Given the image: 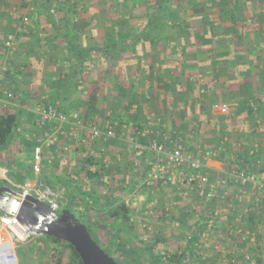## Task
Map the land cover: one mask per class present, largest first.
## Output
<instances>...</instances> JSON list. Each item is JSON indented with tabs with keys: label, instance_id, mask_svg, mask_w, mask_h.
Listing matches in <instances>:
<instances>
[{
	"label": "rangeland",
	"instance_id": "1",
	"mask_svg": "<svg viewBox=\"0 0 264 264\" xmlns=\"http://www.w3.org/2000/svg\"><path fill=\"white\" fill-rule=\"evenodd\" d=\"M14 1L5 0V2H2V5L6 6L4 11H7V17L9 18H11L12 13L9 8H11ZM60 1L53 0V6L61 7V9L54 12L56 14L54 17H57L56 19L63 18L65 24L71 25L73 31L76 32L73 35L81 37L84 43V39L88 40L86 36L90 37V40H88L90 43L97 39L93 31L97 24L94 15L98 14L104 20L114 19L120 15L117 11L123 2L124 5L128 6H131L132 3L137 4L133 9V17L138 18L136 21L145 17L144 7L141 6L142 2L139 0H117L116 4L112 3L111 0H85L88 12L78 11L77 21L70 22V7L67 4L59 5L58 2L61 4ZM171 2L174 4L176 0H171ZM17 3L16 10L27 13V8L22 1L17 0ZM80 4L82 5V2L79 3V7ZM53 8L55 10V7H51L50 13L54 15L51 12ZM80 9H83V7H80ZM31 16L38 27V33L40 34L38 38L42 36L47 39L46 44L50 46V51L44 54L38 50L32 52L33 58L30 62L28 61V68L25 64L23 69L25 74H31L30 76H32L27 85L28 91L22 93L11 89L14 93V101L6 107L33 110L42 102L53 97H59L66 106H71L81 114H85V102L92 85L109 84L110 88L107 91L110 95L106 96V90H102L97 108L93 110L94 112H89V115L96 112L103 114L110 111L116 117L121 116L126 121L125 124L127 123V128L122 126V128L116 129L117 135L115 138L106 139L104 142L87 145L83 148L75 149L72 147L65 154L44 155L43 161L46 162L43 165L42 173L45 170L46 174L53 173L59 177H64L69 184L68 187H65L62 183H56L52 187L56 190L60 203V207L56 212H61L62 208L67 206L70 212L81 220V223L87 226L93 234L97 233V236L94 235V237L99 246L103 250L109 247L110 251L106 249L108 251H105L106 254L119 264H146L140 252V247L144 244L152 245L153 251L161 255L180 251L198 224H205V226L199 244L191 252L194 255L193 259H197L196 264H256V258H259V264H264V192H258L249 185L242 187L238 183L226 181L223 186L217 189L216 198L210 200L201 197L192 188L191 184L182 181L186 170L174 171L172 174L157 170L155 165L163 162L162 157L156 156L151 150L144 152V144L141 141L142 138L158 139L163 135L162 138L166 137L172 139L174 144H180L185 155L190 156L203 150L217 151V146L221 144V141H225L222 143L221 153L218 152L214 158L219 159L220 157V160L227 163V170L230 157H236L239 163V159H242L241 154L245 153L243 149L245 146L250 150L255 149V153L259 152L258 163H255L254 170L252 168L251 170L256 177L260 173H264V138L259 136H264V130L261 126L253 124L252 114L249 113V117L236 114L238 106L235 102H229L236 98L231 97L232 93L235 92L234 80L229 79L232 75L231 65L226 64L225 61L220 62L218 63L220 66L218 69H228L229 73L219 76L215 74L214 70L213 73L206 75L200 70L197 71L194 58L188 56L187 71H190V74L192 73V75L189 74L191 80L195 79L192 87L193 95L191 96L192 99L189 100V104H194L195 110H184L185 112L181 114L178 109H173L172 101L174 99L170 97L174 94L172 90H168L167 80L159 74L161 69L167 66L172 67V73H174L175 64L174 59L170 58L169 47L161 44L157 48L160 52H164V54L160 53L161 55H159L160 61H156L157 56L151 43L138 45L136 52L125 54L115 60L108 57L104 58L101 55H93V60L86 63L83 70L70 80L67 87L57 92L58 96L55 94L50 95L53 81L63 77L65 67L70 61L67 59L69 51L66 49L65 40L61 35L58 36L53 29L47 32V28L51 25L47 19V7L43 0L34 4V9L30 13ZM190 17H184L188 32L189 29L191 31L192 29L201 30V26L195 20L196 18L191 19L192 17ZM59 25L61 28V24ZM228 26L231 27L230 24ZM6 28H2V31H6ZM61 29L62 32L69 30L67 27ZM47 34H49L48 37H46ZM193 38L197 48L208 47V43L199 42L196 36ZM97 40L100 41L101 38L98 37ZM241 46L243 45L238 43L234 50L240 51L239 47ZM38 47L41 48L42 43L39 44L38 42L34 45L35 49H38ZM244 56L248 58L251 55L246 54ZM231 57L228 56L229 59H234ZM164 60L167 62H164ZM122 68L127 70L126 79L121 76ZM106 70L114 75L113 79L118 82L123 90L116 91L111 87L112 83L108 82V78L104 75L107 72ZM254 71L257 73L256 70ZM140 72L147 75L146 80L143 79L146 82L145 87L149 81L153 83V91L148 94L141 87L140 91L144 95L140 99V106H137L132 101L134 91L138 90L134 75ZM258 74L261 75V72L259 71ZM213 76H219L217 85L226 88L227 94L225 97L218 99L221 102L214 103L213 101V106L208 111L206 109L198 111L200 105L202 107L203 104L209 103L211 95L206 96L205 82L208 77V83L211 81L214 85L213 79L215 77ZM129 82L136 86L130 89ZM262 86L264 89V83ZM110 96L111 99H114V103L117 102L116 108H112L105 103ZM250 105L256 106V109L260 108L254 100ZM217 106L223 107L224 112L220 111ZM0 108L3 107L0 106ZM228 114L229 116L224 118ZM135 115H137V119H133ZM98 116L102 117L103 115L99 114ZM159 117L162 118V121L159 120ZM212 117H216L220 123H212ZM32 119V114L22 115L18 127L16 126L12 133L16 136L13 135L12 138V135H10L8 138L9 151L2 156V159L5 160L4 163L0 164L1 168L6 171V175L8 170H14V167L18 164L17 162L27 160L25 157L28 150L24 148L21 136L26 131L25 128L28 125L30 127ZM142 124L144 125L142 126ZM236 125H238V128H236ZM241 127H243V133L248 134L247 138L242 137L240 134L237 135V132L241 133L239 130ZM173 129L177 135L174 139L169 136V131ZM252 129H255L253 130L254 135L250 134ZM254 137L257 140H254ZM5 152L6 150H4ZM90 156L93 157V163L90 165L85 164V159ZM140 156H143V160ZM83 166L87 169H90V167L97 169L99 174L88 177L84 173ZM95 170L90 171L94 172ZM224 173H218L216 177ZM169 176L175 177L174 182L168 179ZM34 179L35 176L32 175L30 180ZM5 183L7 182L5 181ZM130 183L131 186L129 187ZM68 189L74 190L75 193L82 191L80 195L85 199L92 193L99 200L92 201V204H89L83 200L69 198ZM120 204L125 205L128 213L129 211L133 212L129 213L130 218L126 222V229L115 236L113 234L114 230L110 227V222L113 219L108 214L109 211ZM214 209L218 210L216 215L213 214ZM248 217H252L254 222H251ZM240 228L242 231L248 232L245 234L247 239L255 236V242L247 240L239 243L235 247V262H231L229 260L231 253L227 252L234 249L237 242L235 231ZM230 230L233 233H230ZM229 237L231 238L228 239ZM245 254L249 256V260L244 259ZM15 255L17 264H70V251L68 248L35 234L26 241L16 243ZM191 263H195V261L193 260Z\"/></svg>",
	"mask_w": 264,
	"mask_h": 264
},
{
	"label": "trees",
	"instance_id": "2",
	"mask_svg": "<svg viewBox=\"0 0 264 264\" xmlns=\"http://www.w3.org/2000/svg\"><path fill=\"white\" fill-rule=\"evenodd\" d=\"M21 1L26 5L23 0ZM43 1L46 4L47 14L49 15L47 16V19L50 22L53 31L58 36L61 35L64 38L66 49L69 51V57L67 59L70 60L65 67L66 69L64 70L63 77H59L53 81V87H51V90L49 89L52 94L55 93V95L58 96L59 94L56 92L65 89L70 80L83 70L86 63L93 60V55H101L104 56V58L108 57L111 58V60H115L125 54L127 55L129 53L132 54L136 52L138 45L151 43L154 53L157 56L156 61H160L161 58H159V55L164 54V52H160L157 49L160 44L162 46L169 47L171 54L170 58L174 59L175 62L174 73H172V67L167 66L162 68L159 74L167 80L166 86L168 90H172L174 95L181 93L179 96V99L181 100H184V98L185 100L186 98L188 100L192 99L189 94L192 89L193 82L189 77L190 71H187L188 68L186 67L189 62L188 56H192V58L196 61L197 71L200 70L206 75L213 73L214 66L218 61L220 63L223 59L222 62H228L231 60L228 56H232L231 58H234L232 59V66H234V70H232L231 73L233 76L232 78H237L236 83H233V85L239 86L238 94H245L250 90L254 91L253 96L250 95L249 99H238L239 102L242 101L243 109L247 110V112H252V106L249 102L254 100L257 105V100L255 99L262 95L264 99L263 86L258 83L259 79L264 83V0H176V3L174 2V4L171 0H139L142 2L141 6L144 7L145 15V17L139 21H136L138 19H136V16L133 17V9L137 4L132 3L131 6H128L124 5L123 2L118 7L119 10L117 11L120 15L114 19L104 20L102 17H99L98 14L94 15V20L96 19L97 23L96 27L93 28L94 36L97 39L100 37L101 40L99 41L97 39H93L94 41L92 43L88 41L90 40V37L86 36L88 40L84 39V43L81 40V37L74 36V31L71 28V25L65 24L63 18L55 19L53 17L55 14L53 15L50 13V7L48 6H50L53 2L51 0ZM81 2L82 5L80 4V7H83V9H80L79 7V3ZM111 2L116 4L117 0H111ZM64 4H67L70 7V22L73 21V17H77L78 11H83L84 13L88 12L85 0H73V2H71V0H67L62 5ZM59 9H61L60 6H58V8L55 7V11ZM186 16H191V19L196 18L195 20H197L199 26H201V30L192 29L191 31L189 29L188 32L186 21L184 20V17ZM59 24H61V28L67 27L69 30H64L62 32ZM228 24H230L231 27H229ZM195 36L199 42L208 43V47L203 49L200 47L197 48L193 40V37ZM238 43L244 46L245 53L247 55L255 53L254 61H258L259 64L263 65V67L260 68L258 66L257 68H251L250 64L247 65V59L251 58H249L250 56H248V58L244 56L246 54L235 57L236 53L234 47H236ZM164 62L167 61L164 60ZM243 64L246 65L244 66ZM192 67L195 68L194 65H192ZM254 70H256L257 73ZM106 71L107 72H105L104 75L108 78V82L112 83L111 87H113L116 91L123 90L118 82L113 79L114 75L110 74L108 70ZM259 71L261 72V75L258 74ZM126 75L127 70L122 68L121 76H124L126 79ZM190 75H192V73ZM134 76L137 82V86H135L138 90L134 91L135 93L131 90V92L134 93L132 101L137 106H140V99L143 98L142 95H144V93H141L140 91L141 87L146 90V93L151 94L153 91V83L148 79V85L145 87L144 84H146V82L143 81V79L146 80L145 78H147V75L140 72ZM252 76H254V80H251V83L249 82V79L245 80V78H251ZM206 79L209 80L208 77ZM207 80L205 82L206 96L211 95L209 103L213 101L214 103H217L219 102L218 98L226 96V88H222L221 91L216 94L215 85H213L211 81L208 83L209 81ZM129 86L130 89L135 87L131 82H129ZM108 88H110L109 84L101 86L92 85L85 102V116L97 108V105L100 102L99 98H101L100 95L102 90H106V96L110 95L108 94L109 91H107ZM14 90H17V88ZM236 96H238L236 92L231 95L232 98ZM238 100L232 99L229 102H235L238 106ZM60 101L63 106H65L66 111L75 110L71 108V106H66L63 100L60 99ZM105 103L112 108L117 107V102L114 103V99H111V96ZM209 103L206 105L203 104L202 107L200 105L198 111L201 109H206L208 111L211 106H213V103H211V105H209ZM190 107H192V109L195 108L194 104H191ZM16 109L7 107L0 108V152L9 149L10 143L8 144L7 142L8 138L12 135L14 128L19 125L21 117L24 114V109ZM186 109L191 110L189 107ZM137 115H135L133 119H137ZM114 117L118 122L119 127H121L122 124H125L126 121H124L121 116ZM211 121L212 123H220V121H218L215 117H212ZM143 125L144 124H142V126ZM170 136L175 138L177 135L176 133H172ZM151 139L142 138L141 141L145 146H148ZM27 147H30V150L26 152L25 157L28 162L25 160L24 162H17L18 164L14 170L7 171L8 178L18 184H22L27 178L32 177L30 163L32 159V148L28 143ZM243 149L245 153L241 154L242 161L239 159V164L244 169L252 168V170H254L256 165L255 163L258 161L259 152L250 154V149L245 148V146ZM92 163L93 157L90 156L85 159V164L90 165ZM83 167L84 173L88 177L99 174V170L97 169L94 172H91L85 166ZM39 179L51 187H53L56 183H62L65 187L69 186L67 179L59 177L53 173L46 174L45 170H43V173L41 172ZM0 183L4 184L5 181ZM81 192L82 191L75 193L74 190L68 189L67 194L69 198L83 200L85 203L89 204H92V201L99 200L95 197V195L93 196L92 193H90L85 199L80 195ZM62 210H69V208L65 206ZM108 216L113 219V221L110 222V227L114 230L113 234L118 236L120 232L126 229V222L130 218L125 205L120 204L119 206H116L109 211ZM76 219L79 220L78 218ZM248 219L251 222H254L252 217H248ZM79 221L81 222V220ZM204 226L205 224L196 225L193 232H191V236L185 241V244L180 251L167 255H161L153 251L152 245L144 244L140 247L141 256L145 259L146 264H196L197 259H193L194 255L191 252L193 248L199 244ZM86 229L90 233L91 237L97 242L94 237V235L97 236V233L93 234L87 226ZM40 237L68 248L70 251V264H83L78 252L71 244L54 237H47L44 235ZM106 249L109 250V247H106ZM106 249H104V251H107ZM193 260L195 263H191ZM255 262L256 264H259V258H256Z\"/></svg>",
	"mask_w": 264,
	"mask_h": 264
},
{
	"label": "built area",
	"instance_id": "3",
	"mask_svg": "<svg viewBox=\"0 0 264 264\" xmlns=\"http://www.w3.org/2000/svg\"><path fill=\"white\" fill-rule=\"evenodd\" d=\"M23 1L27 4V13H17L15 15L14 28L18 33L27 32L32 27L29 13L39 0ZM51 12H55L54 8L51 9ZM2 45L7 53L12 54L16 46V34L8 33L3 38ZM8 65L7 61H0V106L2 107L10 106L14 101V93L3 90L1 84L4 75L8 71ZM217 108L224 112L223 107L217 106ZM33 114V128L23 132V137L32 144L31 172L35 179H27L22 184L15 183L8 178L4 168L0 167V182H7L0 184L8 187L10 189L9 194L20 200L27 196L36 197L56 211L60 207L56 190L39 179L45 152L49 151L51 154L66 153L69 151V141H73L77 145H83L87 141L85 132L89 134L91 139L106 140L115 138L117 135L116 129L120 127L110 111L103 113L102 117L98 115L86 117L76 110L66 111L58 99L42 102L33 110ZM167 139L165 137L161 139L152 138L150 140L149 150L163 159V162L157 163L155 168L171 174L174 171L186 170L182 181L191 184L199 196L210 200L216 198L217 189L223 186L226 181L238 183L242 187L249 185L258 192H264V173H260L256 177L251 169L242 168L236 157H230L228 170L219 177L209 176L204 171L206 160L215 157L222 150L221 147H218L217 151L203 150L190 156L185 155L180 144H174L172 139L166 141ZM254 152L255 149L249 151L250 154ZM168 179L174 182L175 177L169 176ZM217 213L218 210L214 209L213 214L216 215ZM229 232L233 233L232 230ZM235 232L237 234L235 236L237 242L234 245V249L227 252L231 253L229 257L231 262H235V247L237 244L247 240L255 242V236L247 239L245 236L248 233L247 231H242L240 228ZM30 236H33V234L24 228L15 215L0 213V264H17L15 255L16 243L26 241ZM244 259L249 260V256L245 254Z\"/></svg>",
	"mask_w": 264,
	"mask_h": 264
},
{
	"label": "crops",
	"instance_id": "4",
	"mask_svg": "<svg viewBox=\"0 0 264 264\" xmlns=\"http://www.w3.org/2000/svg\"><path fill=\"white\" fill-rule=\"evenodd\" d=\"M39 1L42 2V0H39ZM51 1L53 2V0H51ZM66 1L67 0L60 1L61 4L59 2H58V4L59 5H62ZM2 2H5V0H0V61L5 60L9 64L8 65V71H7L6 75H4V77L2 79V83H1L2 84V89L3 90L12 91L11 89L17 88V91H20L22 93L23 92L26 93L28 91L27 90L28 89L27 85L29 84V81L32 79V76H30L31 74L30 75H27V74H25V72H23V69H24L25 64H27L26 68H28V65H29L28 61L30 62L31 58H33L32 57V55H33L32 52L33 51L37 52V50H38V51H41L42 54L48 53L50 51V46L46 44L47 43V39H45V37L40 36L38 38V36L40 34L38 33V27H37V25H36V23L34 21V18H32V16L30 17V21H31L32 27L29 28L28 31L27 32H24V33H18V32H16V30L14 28L15 15L17 13H23V12H21L19 10H16V8H17L16 6H17L18 3H17V0H15L14 3L11 5V8H9V10L12 12L11 13V18H9V17H7V11H4V10H6V6L4 7L2 5ZM53 3H51V5L48 6V7H50V8L51 7H57L58 8V6H55V5L53 6ZM6 4L8 5V2ZM24 6H26V8H27V5L24 4ZM30 13H29V15H30ZM54 18L56 19V17H54ZM72 19L74 21H77V17H73ZM74 23H76V22H74ZM74 25H76V24H74ZM2 28H6V31H2ZM48 31H52V27L47 28V32ZM8 33H15L16 34V46H15L12 54L7 53L6 50L4 49L3 45H2L3 38ZM74 33L76 34V32H74ZM48 35L49 34H47L46 37H48ZM38 42H39V44L42 43V47L41 48L38 47V49H35L34 48V45L37 44ZM239 50L240 51H238V50L235 51V53H236V54L234 53L235 54V57H237L239 55H244V53H243V52H245L244 46L239 47ZM237 52H239V53H237ZM256 53H257V51H256ZM250 57H251V59H247V61H246L247 62L246 63L247 65L250 64L251 68H257L258 66L260 68L263 67V65L262 64H259L258 61H256V60L254 61L255 53L252 54ZM54 62H55V60H54ZM195 63H196V61H195ZM218 63H219V61L216 63L217 65L215 64V66H214V70H215V74L216 75L221 76V75H223L225 73H229L228 72V69H225V70L218 69L220 67L218 65ZM225 63L231 65V69L234 70V66H232L233 60H229L228 62H225ZM50 64H51V62H50ZM246 64H243V65L245 66ZM27 73H28V70H27ZM219 76H213V77H215L213 79V82H214V85H215V93L216 94L219 93L221 91V89H222L221 87H223V86H221L219 84H218L219 86L217 85V78ZM35 77H36V75L34 76V79H35ZM231 77H232V75H231ZM231 77H229V79L234 80L235 81L234 83H236L237 78L232 79ZM253 77L254 76H252L251 78H245V80L246 79H249L250 80L249 82L251 83V80H254ZM194 80L195 79H192L191 81L194 83ZM258 83L260 85H263V83L261 82L260 79L258 80ZM238 91H239V86H235V92L238 95V96H236L235 100H238V99L239 100H243L244 98L245 99H249L250 95L253 96V94H254V91L253 90L252 91L250 90V91H248V93L246 92L245 94H238ZM54 94L55 93H53V94L50 93V95H54ZM173 94H174V92H173ZM180 94L181 93H177V94L173 95L172 97H170V98H173L174 101H175V103H174V101H172L173 109L174 108L178 109L180 114L183 113V112H185L184 110H188V109H186L188 107H189V109H191V110L194 111L195 108L192 109V107H190L191 104H189V100L187 98H186V100H185V98H184V100L179 99ZM189 95H190V97L193 95V88L190 90V94ZM221 98L222 97H220L218 99H221ZM52 99H58L60 101V98L59 97H53ZM239 100H238V103H239L240 106L238 105L236 114H238V115L239 114H242V116H244V117H246V116L249 117L248 116L249 113L252 114L253 115V118H252L253 119V124L256 125V126L258 125L259 127L261 126V128L264 130V116H263V113H264V99H263V95L260 96L259 98L255 99V100H257V106H260V108H257L256 109V106H253L252 105L253 106L252 108L254 110V111L252 110V112H247V110L243 109V107H242L243 106V103H242V101L239 102ZM219 102H221V100ZM211 103L209 105H211ZM61 104H62V102H61ZM249 104H251V101L249 102ZM62 106H63V104H62ZM63 107L66 110L65 106H63ZM23 109H24V112L23 113L25 115L26 114H30V115L32 114V116L34 118L33 110H35V109H33V110H31V109H25V108H23ZM30 112H32V113H30ZM92 112H94V111H92ZM80 114H81V112H80ZM99 114L102 115V113L96 112V113H91L90 115L88 114L89 116L87 115L86 117H90V116L92 117V116L99 115ZM229 114H230V112H229ZM229 114L226 115V116H224V118H227L229 116ZM82 115L85 116V114H82ZM221 116H223V115H221ZM159 120L162 121V118L159 117ZM31 121L32 122H31L30 127L28 125L25 128V130H30L31 128H33V119ZM123 126H124V128L125 127L127 128V123L126 124H123ZM120 128H122V127H120ZM236 128H238V125H236ZM254 128H255V126H254ZM239 130H240L241 133H238L237 132V135L240 134L242 137L247 138L248 134L247 133H245V134L243 133L244 132L243 131V127H241ZM253 130H255V129H252L251 132H250V134H253L254 135V131ZM252 131H253V133H252ZM85 133H86L85 136L87 138V141L85 142V144H83V145H77L73 141L72 142L69 141V151H70V149L72 147L75 148V149L76 148L78 149V148L86 147L87 145L90 146L91 144H96L98 142L101 143V142L106 141V140H103V139H91L90 136H89V134L87 132H85ZM172 133H176V131H174V129L171 130V131H169V134L170 135ZM14 135L16 136V134H14ZM259 136H261V138H264V136H262V135H259ZM21 137H22V140L24 142L23 143V145L25 146L24 148H26V150H30V147H27V143L32 146L31 142L25 140V138L23 137V134H22ZM162 137H163V135H162ZM162 137H159L158 139H161ZM224 139H226V138H224ZM253 139L254 140H257L256 137H254ZM242 140H244V139H242ZM223 142H225V141H221V144H219L217 147H221L222 148V143ZM255 147L257 148V146H255ZM143 148H144V150H143L144 152H146L147 150L150 151L149 148L147 146H145V145H143ZM8 151H9V149H6V152L5 153H4V150H3V152L2 151L0 152V162L1 163H4V160H5V159H2V156H4V154H6ZM46 154L56 155L57 153H54V154L52 153L51 154L49 151H47V152H45V155ZM61 154H65V153H61ZM47 158L48 157H46V159ZM140 158L143 160V156H140ZM48 161H50L49 158H48ZM89 170H95V169H93V168L90 167ZM226 170H227V163H225L224 161L220 160V157H219V159H215L214 157L213 158L211 157V158L207 159L206 162H205L204 171L209 176L216 177V175L218 173H224ZM31 174H32V172H31ZM27 179H30V178H27ZM130 186H131V183L129 184V187ZM256 204H258V202H256ZM132 212L129 211L130 214Z\"/></svg>",
	"mask_w": 264,
	"mask_h": 264
},
{
	"label": "water",
	"instance_id": "5",
	"mask_svg": "<svg viewBox=\"0 0 264 264\" xmlns=\"http://www.w3.org/2000/svg\"><path fill=\"white\" fill-rule=\"evenodd\" d=\"M0 184V212L15 215L24 228L35 235L61 239L71 244L83 264H119L91 237L86 226L69 210H52L38 198L18 199Z\"/></svg>",
	"mask_w": 264,
	"mask_h": 264
}]
</instances>
